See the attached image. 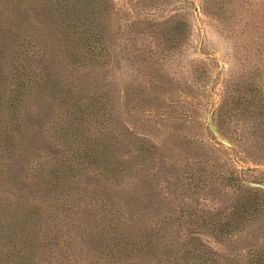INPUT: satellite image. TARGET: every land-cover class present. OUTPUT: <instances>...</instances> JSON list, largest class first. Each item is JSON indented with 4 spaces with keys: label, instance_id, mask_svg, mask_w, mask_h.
I'll return each mask as SVG.
<instances>
[{
    "label": "rangeland",
    "instance_id": "374dc122",
    "mask_svg": "<svg viewBox=\"0 0 264 264\" xmlns=\"http://www.w3.org/2000/svg\"><path fill=\"white\" fill-rule=\"evenodd\" d=\"M71 6L0 0V264H17L3 246L31 226L82 264H182L166 216L232 201L219 177L231 166L264 184V146L239 142L231 158L215 126L225 110L211 114L235 88L264 89V0H106L99 63L70 53L86 54ZM190 174L200 185L183 184ZM244 231L201 237L217 260L243 264L264 226Z\"/></svg>",
    "mask_w": 264,
    "mask_h": 264
},
{
    "label": "trees",
    "instance_id": "16d2710c",
    "mask_svg": "<svg viewBox=\"0 0 264 264\" xmlns=\"http://www.w3.org/2000/svg\"><path fill=\"white\" fill-rule=\"evenodd\" d=\"M104 2L106 0H71L72 6L69 10L74 13V25L78 22L76 41H79L78 46L83 47L80 50L86 53L70 50L73 59L81 55L88 61L99 63L105 58L102 32L97 25ZM248 90L251 93L246 94ZM221 108L225 110V117L221 118L220 122L224 123L215 126L218 130L224 127L228 131L226 136L231 141L226 146V152L231 158L233 149L239 142L258 143L264 146V89L253 86L235 88L234 93L229 96L224 95L220 104L212 103L211 114L215 112L217 114ZM182 114L185 116V112ZM219 115L220 112L218 117ZM150 143L154 146L153 142ZM215 143L219 144V141ZM139 147L142 148V144H139ZM114 167L113 165V169ZM219 177L224 181L225 187L236 192L237 195L232 201L226 203L221 199L215 203L212 202L213 199H201L200 202L196 200L193 208L180 205L177 214L165 217L169 219L167 222L170 221V225L177 226V233L182 235V240L178 242L179 252L175 256L182 264H230L227 261L217 260L216 250L208 245L201 235H211L214 239L223 242L244 230L245 235H255L259 232V227L264 226V188L248 184L232 166L226 173L219 171ZM213 180L212 176L210 181ZM199 181L200 179L194 180L190 174L184 177L183 184L187 188H193L200 185ZM23 228L24 225L20 230ZM19 236L14 238L11 235L8 240L11 241L10 244L3 246V249L7 250L5 255L17 264H82L87 257L79 260L75 256L69 258L64 254L68 251L63 247L64 243H59L65 240L58 236L54 237L43 227L31 226L29 232ZM122 246L127 255L135 256L136 245L133 241L124 242ZM70 248L76 251L74 247ZM77 251L81 249L78 248ZM246 256L243 264H264V242L260 243V246H252L248 243ZM111 262L116 263V260Z\"/></svg>",
    "mask_w": 264,
    "mask_h": 264
},
{
    "label": "water",
    "instance_id": "95a60500",
    "mask_svg": "<svg viewBox=\"0 0 264 264\" xmlns=\"http://www.w3.org/2000/svg\"><path fill=\"white\" fill-rule=\"evenodd\" d=\"M207 123H208L210 129L216 134V129H215V127H214V125L212 123V120H211L210 111L207 114ZM254 184L257 185V186H263L264 187V184H262V183H258L257 182V183H254Z\"/></svg>",
    "mask_w": 264,
    "mask_h": 264
}]
</instances>
